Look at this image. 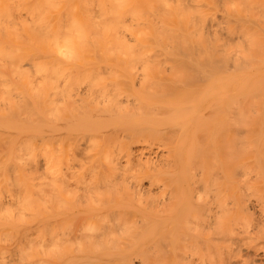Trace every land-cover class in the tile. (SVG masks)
Here are the masks:
<instances>
[{"label":"bare ground","instance_id":"obj_1","mask_svg":"<svg viewBox=\"0 0 264 264\" xmlns=\"http://www.w3.org/2000/svg\"><path fill=\"white\" fill-rule=\"evenodd\" d=\"M250 1L0 0V264L264 257Z\"/></svg>","mask_w":264,"mask_h":264},{"label":"rangeland","instance_id":"obj_2","mask_svg":"<svg viewBox=\"0 0 264 264\" xmlns=\"http://www.w3.org/2000/svg\"><path fill=\"white\" fill-rule=\"evenodd\" d=\"M169 2H173V1H175L176 2V0H168ZM181 1V3L183 4V6L184 7H186V8H194L195 6H196V2H194V1H197V0H180ZM225 1H227V0H215V4L214 5H216V7H214V5L212 6L213 8L211 9V14L212 15H214V17L215 18H219V19H222V18H234V17H236V15H234V14H230V13H228L226 10H224V9H222L223 8V4H224V2ZM199 3H200V5H201V7H207V5L208 4H206L204 1H198ZM258 3H256V4H253L251 1H250V7H249V9H250V11L249 12H245V14L244 15H242L241 17H246V18H248V17H260V18H262V17H264V8H259L258 7V5H257ZM208 8H210L209 6H208ZM148 9V8H147ZM137 10H138V13L136 14L137 15V17H141V16H150L149 18H155L156 16V13L155 14H150L151 12L150 11H148V12H150V13H148V12H146V8L145 7H143V6H138L137 7ZM148 13V14H147ZM22 15V17H24L26 14L24 13V12H22L21 13ZM210 14V15H211ZM210 17V16H209ZM17 19V16H15V15H13V13L11 14V12H9V14H6V15H2L1 17H0V22L1 21H3V22H5V23H7V24H11V23H14V20H16ZM25 66H27L26 64H25ZM7 128H9V127H7ZM7 128L6 129H4V130H6V132L8 131L7 130ZM10 129H11V127H10ZM1 130H3V128L1 129ZM9 131H12L13 132V129L12 130H9ZM8 131V132H9ZM5 132V134L7 135L8 133H6ZM11 132V133H12ZM9 135V134H8ZM8 135H7V137H8ZM12 135H13V133H12ZM12 135H10V136H12ZM37 141V143H39L38 141H40L39 139H37L36 140ZM41 142V141H40ZM78 142H79V140H78ZM81 142V141H80ZM80 144V143H79ZM82 144V143H81ZM1 146H3L2 144H1ZM82 146V145H81ZM83 147V146H82ZM2 148H4V147H2ZM81 148H79V149H77L78 150V152L80 151L81 152V150H80ZM77 150H75L76 152H77ZM76 152H75V154H76ZM80 152H79V154H80ZM79 154H77V155H79ZM40 155V154H39ZM38 156V155H37ZM39 158H41L40 156H38ZM37 157V161H39V163H36V164H38V165H40V160L42 159H40V160H38L39 158ZM78 157V156H77ZM42 161V160H41ZM42 163V162H41ZM10 166H12V165H10ZM28 167V166H27ZM36 167H37V165H36ZM38 168V167H37ZM11 169V171H12V167H10V168H8V170H10ZM38 170H39V172H40V168H38ZM10 171V172H11ZM9 172V171H8ZM3 195V194H2ZM5 197V196H4ZM3 198V197H2ZM5 199H6V197H5ZM256 214V213H255ZM262 246H264V242L261 240V241H258L257 242V247H262ZM237 250V249H236ZM261 250V249H260ZM241 253L243 254V257H246V259H247V263H243V264H264V257H259V258H255V260H253L252 261V259H253V256H252V252H250V253H244L243 252V250L241 251ZM133 264H139L138 262H133ZM209 264H218V261L217 260H212V261H210V263ZM235 264H241V261H237V262H235Z\"/></svg>","mask_w":264,"mask_h":264}]
</instances>
